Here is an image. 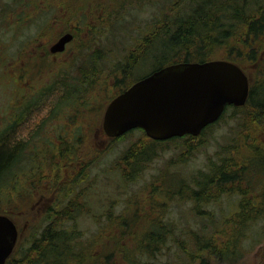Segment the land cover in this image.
I'll list each match as a JSON object with an SVG mask.
<instances>
[{"label": "trees", "instance_id": "obj_1", "mask_svg": "<svg viewBox=\"0 0 264 264\" xmlns=\"http://www.w3.org/2000/svg\"><path fill=\"white\" fill-rule=\"evenodd\" d=\"M75 1L81 5L88 4V0ZM127 1L131 0L89 2L96 5L92 20H108V15H112L113 23L95 25L91 34L95 38L92 44L100 43L98 37L100 29H106L108 33L115 24L120 23L119 19L125 18ZM135 1L136 3L131 5L134 8L149 5L147 0ZM153 1L157 0H150ZM45 2L46 0H31L30 10H25L28 13L27 19L37 18L36 15H40L39 11ZM167 2L170 14L156 18L146 31L147 35L126 55L125 66L128 61L129 64L132 63V67L134 64L136 67L139 61L145 59L150 50L154 49L156 40L160 38L169 43L172 54L167 59H170V63L202 62L211 59H225L236 63L249 79V93L245 104L227 106L232 108L233 113L240 112L244 117L241 132H238L239 138L223 146L218 159L211 160L206 170L195 172L191 176L190 185L176 176L169 190L164 192L158 189L159 184L158 186L155 184L152 191H149L150 210L145 211L136 203L132 211L123 209L114 215L112 210H107L99 214L98 216L106 215L107 221L91 239L83 241V234L74 224L77 215L75 210L79 205H83L80 199L70 198L61 208L55 206L47 209L44 214L47 223L38 232L30 234L25 246L20 243L18 236L13 252L4 264H131L134 258L129 257V250L138 256L144 255L145 260L149 261L147 264H150V261L154 264L159 262L158 259L164 255L170 243L175 249L165 253L174 256L176 262L167 258L160 264H211L215 259L234 263L264 240V0H167ZM108 3L123 6L125 12L112 14L102 12L106 10L103 5ZM38 20H42V17ZM105 36V42H108L109 36ZM165 46L167 47V44ZM31 47L33 49L35 43L30 45L27 55L32 54ZM82 47L77 53L80 56ZM217 48L221 49V54L216 52ZM217 54L221 57H215ZM27 55L19 61L27 62ZM163 63L154 67L152 71L162 67ZM95 64L94 67L91 65L81 70V83L77 80L72 83L73 85L70 84L73 93L78 95L79 100L82 99L77 102L79 105L98 100L99 96H106L110 92L102 91L99 94L97 93L99 88L91 87L93 75H96L95 70L100 69L96 60ZM246 69L252 72V81ZM123 73L126 74L125 71ZM126 86L127 84L123 88ZM118 92L116 90V94ZM24 117L25 113L18 116L20 125L24 123ZM212 124L206 126L198 136H176L167 140L182 139L181 142L189 148L191 144L196 145L204 130ZM136 129L143 131L140 128ZM141 138L117 161L125 182L135 181L159 153L157 147L162 141L151 140L148 136ZM87 140L89 139L84 138L80 141ZM20 150L11 131L0 137V184L19 161ZM88 152L95 153V148L89 149ZM86 171L84 175L88 176ZM173 188L176 193L171 192ZM156 193L163 196L160 200L168 199L171 193H175L171 199L183 201L185 203L183 215L187 216L189 222L193 220V224L198 223V226L189 227V222L185 226L180 224L174 226L170 221L162 222V219L157 218L160 216L158 213L161 212V208L156 205L159 202L154 196ZM68 194L74 195L75 198L79 197V194L81 196L79 192L76 195L77 192L71 187L65 192V196ZM222 196L233 200H225L226 211L216 213L215 207L212 206L222 201L220 200ZM0 213L9 215L7 211ZM187 219L184 222H187ZM126 234L134 238L130 248L127 243H122V238Z\"/></svg>", "mask_w": 264, "mask_h": 264}, {"label": "rangeland", "instance_id": "obj_2", "mask_svg": "<svg viewBox=\"0 0 264 264\" xmlns=\"http://www.w3.org/2000/svg\"><path fill=\"white\" fill-rule=\"evenodd\" d=\"M147 1L148 6L137 8L131 6L136 3L135 0L127 1L128 6L126 12L124 11L125 18L123 20L119 19L118 22L120 23L115 24V27L111 28L108 33L106 29H100V35L98 33L100 43L82 47L83 49L79 52L81 56L78 55L76 57L77 59L73 66L63 69L60 77H58L59 81L54 80L50 83V81H46L45 77H42L41 81H37L35 77L30 78V75L26 73L19 75L21 78H18V83L15 85L11 79L13 72H9L14 66L12 57H16V54L19 53L24 54L25 51L22 48L30 46L28 42L39 30L35 24L40 21L38 20L40 17L32 18L31 20L27 19L28 13L25 10H30V8L24 7V0H0V137L11 131L14 142L18 143L21 149L19 161L10 170V173L5 175L2 184H0L2 188L0 189V212L7 211L15 221L19 227V241L22 245L25 246L27 244L31 233L34 231L38 232L47 223L44 219L46 210L55 206L58 208L63 207L64 203L69 201V197L63 200H30L33 184H27L29 171L34 168L35 174L40 172L41 153L39 145L42 141L39 139V135L34 133L39 132L35 129L29 131L26 128L24 130L23 124L15 128L14 125L20 115L19 113L24 112V108L31 107V113H26L24 120L33 117L39 120L38 123H42L44 120H47L48 123L56 121L62 112L70 111V107L74 106L75 102L82 100H79L78 95L74 94L71 89L70 84L76 81L73 75L79 76L76 79L81 83V70L91 65L94 67L96 60L98 67L111 71L113 85L106 96L102 95V97H98L100 99H96L97 103H95V106L97 107L93 109L91 115L98 117L96 114L99 111L103 113L107 103L116 94V90L118 92L122 88V84L130 83L132 79L149 73L154 67L163 63L172 54V51L169 50L168 41L160 38L156 40L154 49H151L148 56L139 61L136 67L135 64L132 67V63L129 64L128 61H126L127 65L125 66L126 55L134 50L141 38L147 35L146 31L156 18L166 17L170 14L167 0ZM12 22H21L22 25L24 22L26 23L23 28L15 29L8 27ZM105 35L109 36L108 42H105ZM165 44H167V47ZM216 52L222 53L219 48L216 49ZM216 56H219V54ZM169 63L170 59H167L162 66ZM247 71L250 75V81H252L253 74L251 71ZM16 102L19 105H15L18 107L14 108ZM24 102L27 105H23ZM82 107L81 104L75 107L79 117L83 118L79 119V123L86 124L85 126H80L79 132L84 133L89 129L90 133L86 136L89 140L82 142L79 140L78 142L80 183L79 187L75 188L74 191L81 193V196L79 194L81 198L76 197L75 200L77 198L80 199L83 205H79L75 210L77 215L75 216L74 224L83 234V241L91 239L105 225L107 221L106 215L98 216L104 211L112 210L115 215L123 209L132 211L136 205L145 211L150 210L151 203L148 202L150 200L149 191H152L155 184L157 186L159 184L158 189L164 192L169 190V186L174 183V176H176L182 182L190 185L191 176L195 172L206 170L207 164L211 160L218 159L223 146L233 142L237 137L239 138L238 132H241V124H244L245 121L240 112L235 111L233 113L232 108L227 107L220 119L204 130L196 145L191 144V147L187 148V145L181 142L182 139L162 141L160 146H156L159 153L147 164L141 175L135 181L125 182L121 177L117 161L134 142L142 139L141 137H146L144 132L136 129L129 131L122 138L107 139L102 130L103 115L89 119L85 115L86 111H81ZM95 132H98L96 139L93 138ZM68 144L71 146L72 141H69ZM93 147L95 148L94 157L88 156L90 154L88 150ZM85 171L88 176L84 175ZM169 174L172 176H169ZM183 179L185 180L183 181ZM46 185H48L47 180L43 182L42 187ZM173 191L176 193L175 188L171 192ZM175 193H171L170 198L163 200H160L163 196L159 195V193L154 195L156 200H159L156 203L157 207L161 208V212L158 213L160 216L157 218L162 219L164 223L170 221L174 226L176 224L185 226L189 222L187 216L183 215L184 211L182 209L185 203L183 201L177 202L176 200H179L177 198L171 199ZM71 196L73 197L74 195ZM220 200L222 201L216 205H211L215 207L216 213L225 212L227 206L225 200L233 199L222 196ZM184 218L188 221L184 222L186 221ZM188 226L197 227L198 223L193 224V220H190ZM133 241L134 238H130L127 234L122 238V243H127L128 248L133 245ZM174 249L175 247L170 243L165 250L174 251ZM129 251V257L134 258L131 264L149 263V261L145 260L144 255L138 256L136 253L133 254V251ZM165 252L158 259L159 262H154V264H160L167 258H171V260L176 262L174 256L171 254L166 255ZM96 253H98L97 250ZM150 264H153V262L150 261ZM211 264H264V240L234 263L215 259Z\"/></svg>", "mask_w": 264, "mask_h": 264}, {"label": "water", "instance_id": "obj_3", "mask_svg": "<svg viewBox=\"0 0 264 264\" xmlns=\"http://www.w3.org/2000/svg\"><path fill=\"white\" fill-rule=\"evenodd\" d=\"M71 37L65 33L50 51H62ZM248 93V77L232 61L170 63L113 97L105 107L102 129L109 137H119L135 128L143 129L155 140L196 136L217 121L227 105H244ZM17 236L14 221L0 213V264L13 252Z\"/></svg>", "mask_w": 264, "mask_h": 264}, {"label": "flooded vegetation", "instance_id": "obj_4", "mask_svg": "<svg viewBox=\"0 0 264 264\" xmlns=\"http://www.w3.org/2000/svg\"><path fill=\"white\" fill-rule=\"evenodd\" d=\"M90 1L91 0H88V4L86 5H81L78 1L76 2L75 0H46L39 11L40 15H36L37 18L42 17V20L37 21L35 24V26H38L39 30L36 32L35 36L32 37V39L28 42V44L30 43V45L35 43V47H33V49L31 47L32 54L27 55L28 48L30 47L28 46L27 48H22V50L25 51L24 54L19 53L16 54V57H12L14 66L13 69L10 70V72H13L11 75V79L13 80L15 85H17L18 83V78H21L19 77V75H23L26 73L30 75V78L35 77L37 81H41L42 77H45L46 81L48 80L50 81V83L54 80L59 81L58 77H60L63 69L70 68L76 62V57H78L77 53L80 47L86 46V44H92L95 41V38L91 36L94 26L98 25L99 23H103L105 25L113 24L111 19L112 15H108V20H92V14L93 12H95L96 5L89 3ZM56 2L58 4H56ZM23 3L24 7H31V0H24ZM103 8L106 9L102 11L105 13L124 11L123 6L121 7L116 4L112 5L111 3L103 5ZM70 12H74L75 14H69ZM25 23L26 22H24V24ZM24 24L22 25L21 22H12L8 27L21 29L23 28ZM65 33L71 34L72 37L70 41L65 44V47L62 51L51 52L50 47ZM26 55L28 56V63L19 61ZM95 71L96 75L92 74L93 78L91 82L93 85L91 87L99 88L97 90V93L99 94L102 93V91L108 92L113 86L111 71L101 68ZM151 72L152 71L136 78L131 83H125L124 85L127 84V88L132 83L147 76ZM73 77L75 78L74 80H76L74 82H77L76 78H78L79 76L73 75ZM124 85L122 84V88L119 89L120 91L117 94L126 89L123 88ZM117 94H115V96ZM95 103H97V101L92 100L82 104L84 108L83 111H86L85 115L86 117L88 116L89 119L91 117H97L95 115H91L93 113V108L97 107L95 106ZM15 105H19V103L16 102L14 104V108H17L18 106ZM23 105H27V103L24 102ZM77 105L78 103L75 102L74 106L70 107V111L67 110L65 113L62 112L61 116L58 117V119L54 122L48 123L47 120H44V122L38 123L39 120L33 117H31L30 119L26 118L24 120V130L28 128L29 131L32 129L39 131L34 133L38 134L39 139H41L42 141L39 145V151L41 153V165L39 167L40 172L35 174L36 172L33 171L34 168L30 169L31 171H29V181L27 182V184H33L32 191L30 193V200H63L66 197H69L68 200H70V198L71 200L76 199L75 197H71L69 194L65 196V192L70 187L72 188V190L73 188L75 189L79 187L80 154L78 142L79 140L86 138V136L90 133L88 131L89 129H87L84 133L79 132L80 126H85L86 124L79 123V119L83 118H80L79 114H77V111L75 109ZM30 108H24V112L22 111V113H31ZM88 109H91L90 111L92 112L88 111ZM104 110L103 113L102 111H99L96 115H98V117L101 116V114L103 115ZM70 116L72 117L70 118ZM19 123L17 119L14 125L15 128H17V126L19 127ZM97 136L98 132H95L93 134V138L96 139L95 137ZM104 136L110 140L118 138L109 137L105 133ZM185 136L193 135L185 134L183 136L177 137ZM150 139L155 140L152 138ZM68 140L72 141L71 146L68 144ZM165 140L167 139L158 141ZM64 151H66V153H64ZM88 156L94 157L93 153H90ZM45 180L48 181V185L42 187V184ZM87 182H89V180H87ZM76 195H78V192ZM11 219L13 220L12 217ZM17 229L19 236L18 226Z\"/></svg>", "mask_w": 264, "mask_h": 264}]
</instances>
